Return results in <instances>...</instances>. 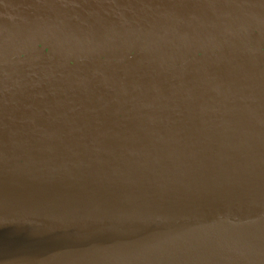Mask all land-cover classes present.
<instances>
[{
	"label": "water",
	"instance_id": "95a60500",
	"mask_svg": "<svg viewBox=\"0 0 264 264\" xmlns=\"http://www.w3.org/2000/svg\"><path fill=\"white\" fill-rule=\"evenodd\" d=\"M0 264H264V0H0Z\"/></svg>",
	"mask_w": 264,
	"mask_h": 264
}]
</instances>
